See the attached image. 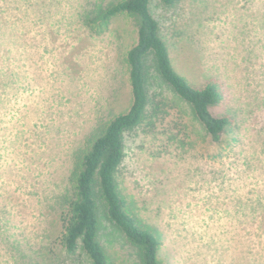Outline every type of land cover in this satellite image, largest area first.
<instances>
[{"label":"rangeland","instance_id":"1","mask_svg":"<svg viewBox=\"0 0 264 264\" xmlns=\"http://www.w3.org/2000/svg\"><path fill=\"white\" fill-rule=\"evenodd\" d=\"M94 1L0 0V264L40 252L49 264H90L56 239L66 176L73 149L129 106L121 63L136 40L123 16L89 35L80 14ZM151 11L174 68L217 83L210 110L232 124L215 142L149 59L156 113L125 134L118 189L159 238L163 264H264V0H151ZM98 219L115 264H137L101 208Z\"/></svg>","mask_w":264,"mask_h":264},{"label":"trees","instance_id":"2","mask_svg":"<svg viewBox=\"0 0 264 264\" xmlns=\"http://www.w3.org/2000/svg\"><path fill=\"white\" fill-rule=\"evenodd\" d=\"M178 1L161 0L168 6ZM119 16L128 19L136 30V40L125 50L121 63L130 88V104L103 120L73 149L56 239L68 256L81 250L90 264H115L98 240L101 208L135 249L137 264H163L158 257L159 238L149 225L133 215L116 179L125 155V134L140 128L156 113L149 93L148 60L152 61L161 81L190 106L195 120L215 142L231 127L232 120L210 110L221 100L217 83L208 77L192 83L174 68L169 46L151 11V0H96L80 14L82 26L94 37L109 31ZM17 244L12 243L13 254L17 263H22L25 251ZM32 255L28 257L29 264L50 263L45 252H40L35 259Z\"/></svg>","mask_w":264,"mask_h":264}]
</instances>
